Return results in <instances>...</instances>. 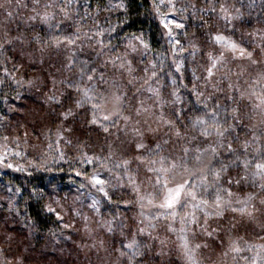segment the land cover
Segmentation results:
<instances>
[{"label":"snow or ice","instance_id":"1","mask_svg":"<svg viewBox=\"0 0 264 264\" xmlns=\"http://www.w3.org/2000/svg\"><path fill=\"white\" fill-rule=\"evenodd\" d=\"M13 3L16 9L21 6L28 7V4L21 5V0H3L0 2V9H3L8 19L13 18L14 15V12L10 10ZM71 3L72 0H44L43 3L41 0H31L32 15L28 17V21H38L47 29V38L37 35L34 39L42 45V49L51 47L59 51L63 48L67 52L64 67L69 71L77 68L78 75L75 81L64 80L61 83L66 84L77 94L78 98L74 100L75 106L86 108L90 117L88 124L105 133L123 122L125 135L131 133L134 150L138 153L134 160L138 166L144 167L151 183L152 190L141 194L140 183L133 176L127 175V182L131 185L141 209V219L131 237L121 240V247L117 251L120 257L126 258L127 264H141L150 246L143 244L138 237L147 236L151 239H158V236H153V232L158 228L159 222L164 221L168 232L178 233L177 238L181 241L180 247L186 264H199L196 259V250L201 248V244L190 245L189 231L194 234V230L199 228L209 238L218 237L222 229L219 225L212 228L208 222L209 218H223L224 213L229 209L234 213L255 219L254 213L257 209L252 201L256 194L249 192L241 197L233 189L240 188L247 183L252 188H258L260 192H264V69L256 72L254 76L249 75L248 79H244L245 71L241 69L234 74L235 80L232 79L231 69H229L213 83L216 72L227 64L226 52L231 54L233 60L246 59L251 65H258L261 61L254 59L253 53L240 43L223 34H216L213 39L223 50L218 55L209 53V64L205 69L206 75L203 80L205 84H211L219 92H223V89L219 87L220 83L227 81L226 86L231 95L226 97L224 105L214 102L210 108L208 100L212 97H204L202 100L203 93L194 85L193 91L197 95V104L203 106L195 109V112L202 114L189 115L181 108L173 110L174 119L167 118L164 105L168 102L160 96L159 87L152 86L157 76L156 65L153 63L151 71L147 67L143 69L145 73V77L142 78L143 84L141 88L135 90L136 93L142 90L148 92L149 99L155 98L153 104H145L143 100H140L131 110H128L126 104L129 101V92L136 79L133 75L136 70L133 68L132 60L128 59V52L115 57L110 56L97 64L105 47L103 36L109 30L115 32V28L110 25L109 29H104L97 23L94 29L83 33L80 28L75 31L65 30V26L57 20V16L62 14L67 18L68 7ZM5 4L8 7H5ZM160 4H164V0H160ZM169 5H171V0H169ZM118 7L124 9L126 5L121 2ZM171 7L174 8V5ZM154 8L159 17L160 26L171 40L173 37L171 26L174 25L179 29L184 25L169 18V13L160 12L159 5L154 4ZM89 32L92 34L89 35ZM14 40L22 42V37H9L7 30H4L3 35L0 36V57H3V60H0V73H2L0 86L5 85L6 82H11L17 87L25 83L33 86L34 81L25 80L23 77L17 78L16 73L19 68L16 65H13L11 70L7 67L10 57L6 56L5 52L12 50L11 45ZM132 41H137L145 51L148 50L149 46L142 35H134L129 41L128 48L134 53L138 51V45ZM86 42L89 45L95 42L100 48L101 51L96 52L95 60L91 56L81 59L78 55L83 51ZM179 43L178 40L175 41V45ZM184 50L183 46L179 47L180 52ZM110 51H115V49H110ZM192 55H195V51ZM109 64L121 75L127 73L131 77L127 81L128 90L123 88L120 81L116 79L109 81L106 78L105 72ZM180 68L181 65L177 64V71ZM193 78L194 80L201 79L195 75V72H193ZM55 83L53 80V84ZM155 83L159 82L155 81ZM103 85H108V87L104 88ZM172 95L175 98L173 103H179L180 98L177 92L173 91ZM17 98H19V93H17ZM68 99L72 97L69 96ZM47 100L58 106L62 104L55 93L49 95ZM132 100H136L135 94L132 95ZM228 101L235 106H230ZM221 112L224 113L223 117ZM62 115L64 120H68L74 116V112L69 107ZM184 120H187V125L184 124ZM246 120L257 122L249 125L245 123ZM153 124L156 126L153 127ZM189 127L195 134L187 131ZM244 131L250 132L251 135L241 140L240 133ZM165 146L169 147L166 149ZM177 146H179L178 150ZM100 159L102 158L85 153L83 162L92 164ZM131 163V160L125 159L115 167L127 174ZM0 164L7 168L13 167L11 163H6V157L3 154H0ZM17 170L23 171L24 169L18 168ZM233 171L235 175H232ZM91 181L92 186L102 193L104 198L111 201L112 197L106 190L108 181L97 172L92 174ZM260 203L264 204V200ZM98 204L99 201L93 200L92 207L97 211H99ZM145 208L155 211L146 214ZM47 210L56 213L58 218L60 217V213L50 205L47 206ZM182 210L183 215L180 214ZM200 213L203 215V222L198 215ZM177 219L181 225L179 229L174 226ZM113 223L114 221L106 222L109 232L114 230ZM120 226L123 228V224ZM121 235H124L123 232ZM242 240L243 237H230L228 251L237 255L243 252H254L251 257L241 255L240 259L246 261V264H264V244L253 245L244 242V247H241ZM160 243L163 245L165 241L161 240ZM203 246L207 247V244ZM224 255H228V252Z\"/></svg>","mask_w":264,"mask_h":264},{"label":"rangeland","instance_id":"2","mask_svg":"<svg viewBox=\"0 0 264 264\" xmlns=\"http://www.w3.org/2000/svg\"><path fill=\"white\" fill-rule=\"evenodd\" d=\"M30 1L31 0H21V5L28 2L27 8L21 6L19 9H16L12 6L10 10L14 12L13 18L17 16L20 22L23 20V17H25V13L29 16L32 15V5ZM191 1L192 0H171V5H174V8L177 3L186 6L191 3ZM240 1L241 0H221L220 6H218L215 9V13H213L211 25L209 28L207 27L204 34L202 33L204 35L203 40L181 39L179 45L173 46V55L177 58V64L181 65L178 72H188L187 75L192 76V78L193 72H195L197 77H201L199 80L192 81L193 85L191 91H193L195 85L196 89L203 94L204 92L208 93L210 97L213 95H225L226 97L231 95L230 90L226 86L227 81H222L220 83L219 87L223 89V92H219L216 91L211 84H205L203 80V77L206 75L205 69L209 64V53L218 55L219 52L223 50L213 39L216 34H223L235 40L237 43H240L248 51L253 53L254 59L261 61V63L258 65H251L246 59L238 58L233 60L231 54L226 52L227 64L216 72L213 83L219 80L229 69H231L233 80H235L234 74L241 71V69L245 71L244 79H248L249 75L254 76L256 72L264 69V25L257 22L251 23V19L248 18L251 17V14L248 15L250 11L247 10L246 13L244 10H241ZM41 2L43 3L44 0H41ZM164 4H167L170 9L169 18L174 19L172 15L174 14V8L169 5V0H164ZM13 5L15 4L13 3ZM5 7H8V5L5 4ZM206 10L209 11L210 8ZM27 22L30 21L27 19ZM177 22L180 23V21ZM31 23L40 25L38 21H31ZM3 26L4 25L0 24V36L3 35L4 30H7L3 28ZM171 27L176 29L174 25ZM130 40L131 37L127 38L121 49L108 51V48L107 50H103V55L100 57L99 63L110 56L115 57L123 55L126 51L128 52V59L132 60L133 68L136 70L133 74L136 79L131 86L129 101L126 104V109L128 110H131L140 100H143L145 104H153L155 98L149 99L150 94L148 92L142 90L140 93H136L135 90L141 88L143 84L142 78L145 77L143 69L147 67L151 71V64L154 63L156 65L155 71L157 72V76L154 78L152 86L159 87L160 96L168 102L164 105L165 116L169 119H174L172 116L173 110L181 108L185 110L187 104V99L182 93V88L176 85L175 78H173L175 74L174 70H166L163 61H161L159 57L153 61L152 58L148 56L149 49L145 51L142 46L138 45L137 41H132V43L138 45V51L134 53L131 52V49L128 48ZM86 45H88V43H86ZM94 46H96V44H93L89 49H85L84 47L83 51L78 54L95 52L96 48H93ZM181 46L185 49L184 52L179 51V47ZM193 46H195V48H193ZM55 51L59 55H67V52L63 48L59 51L55 49ZM193 51H195V55H192ZM49 55L50 54L46 52L41 62L44 67L48 66ZM56 65V62L53 61L49 72L50 79H48L45 74H41L38 78H33L31 76H26L25 78V80L34 81L33 86H29L26 83L23 85L27 92L29 94L35 92L44 105H48L49 101L47 97L53 93H55L59 99L61 98V93L63 91L61 88V80L58 81V79L51 74L55 71L57 77H64V70L66 68L64 69ZM106 72L108 73L105 75L106 77L109 78L110 76L111 80L116 79L120 81L123 88L128 90L129 86L127 85V81L131 79V77H129L127 73L121 75L119 71L113 69L111 64L108 65V70ZM181 75L184 74L182 73ZM53 80H55V84H53ZM155 81L159 83L157 84ZM173 81H175V83H173ZM185 81L184 77H181L180 82L184 84ZM173 91L177 92L180 98L179 103H173L175 99L172 95ZM133 94L136 95V100H132ZM74 115L76 114L74 113ZM246 122V124L251 125L257 121L246 120ZM155 126L156 125L153 124V127ZM187 131L190 134H195L190 127ZM31 132L28 125H24L22 131L19 133L11 130L0 136V154L6 157V163H11L13 165L12 168H7L3 164H0V171L15 174L26 172L33 168L39 170L49 169L52 164L53 153H55L58 159L64 157V160H72L74 164H80L84 169H87L88 172L86 174L82 173L77 176V180L72 184L71 190L61 193L55 191L47 198L46 210L47 206L50 205L60 213V217L58 218L56 213L50 212L53 213L61 224V229L57 235L58 239L56 240L61 242L59 244L62 250H60L59 253L62 254L66 251L74 264H124L125 260L120 257L117 249H119L121 245V240H124L125 237L130 238L131 234L136 231L138 221L141 219V209L137 203L136 195L132 191L131 185L127 182V175L133 176L134 179L140 183L141 194H145L152 190L148 174H146L144 167L142 165L138 166L137 162L134 160V157L138 155V153L134 150L131 133L125 135L123 122H120L118 127L110 128L108 133L104 132L107 137H104V140H102L100 144L97 142V139L96 142L90 139L84 142L85 140L78 135V131L74 130L70 124L65 122L54 127L52 130H48L47 134L42 135L43 137L33 135ZM245 135L243 139L250 137L251 133L246 131ZM68 141H70V143H68ZM81 142L82 144L79 145ZM181 143H183V141H181ZM52 144L55 147V150L52 148L53 151L49 147V145L52 146ZM168 147L169 146H165L166 149ZM178 148L179 146H177V150ZM16 153H20V155H16ZM85 153L89 156L101 157L102 159L92 164H86L83 162ZM69 154H71L72 157H67ZM125 159L132 161L128 166L129 171L127 174H125L122 169L115 167L116 164ZM18 168H23L24 170L18 171ZM110 169L111 171H109ZM94 172L99 173L108 181L106 190L109 196L112 197L111 201L104 198L103 194L92 186L91 176ZM259 196L260 198L256 201V205L260 204V201L263 199V197H261L262 195ZM93 200L99 201L97 206L99 211L92 207ZM263 206L264 204L256 206L257 210L254 213L255 219H250L247 215L234 213L230 209L224 213L223 218L210 217L208 222L211 227L216 228L217 225H219L222 229L218 237L209 238L204 235L199 228L194 230V234L192 231H189L188 238L190 245L194 246L195 244H201V248L196 250V259L199 261V264H246V261L240 259V256L251 257L254 255V252H243L239 255L231 253L228 251L229 238L243 237L241 247H244V242L253 245L264 244V226H261V222L264 220ZM109 207L113 209L112 215L109 216L110 213H108L107 216H105L103 211ZM144 211L146 214H149L155 210L145 208ZM181 213V215H183V210ZM198 215L201 217V222H203L202 213ZM227 220H230L231 225H235V227H230V231L224 224ZM107 221H114L112 225L114 230L112 232L108 231ZM121 224H123V228H121ZM165 224L166 222L164 221L159 222L158 228L153 232V236H158V239H151L147 236L138 238L141 239L143 244L150 246L147 251H156L165 256V259L168 261L172 259V257H175L179 264H186L180 247L181 241L177 238L178 233L168 232ZM65 225L68 226L65 227ZM174 226L179 229L181 225L178 222L177 225L175 224ZM257 226L258 228L253 230V228ZM121 232H123L124 235H121ZM161 240L165 241L163 245L160 243ZM212 240L214 241L212 242ZM221 241H223V243H221ZM204 244H207V247H204ZM8 249L11 248H0V250H2L0 251V264H32L26 262L25 259L27 257L25 258L23 252L14 254ZM70 250L78 251L74 254H69L68 251ZM225 252H228V255H224Z\"/></svg>","mask_w":264,"mask_h":264},{"label":"trees","instance_id":"3","mask_svg":"<svg viewBox=\"0 0 264 264\" xmlns=\"http://www.w3.org/2000/svg\"><path fill=\"white\" fill-rule=\"evenodd\" d=\"M0 2H3V0H0ZM121 2L126 5V8L118 7ZM220 3L221 0H192L186 6L177 3L172 15L184 27L173 29L171 40L160 26L159 17L154 8V4H156L160 6V12H170L168 5L160 4V0H72L71 5L68 7V17L65 18L61 14L57 16V20L65 26V30L75 31L80 28L82 33L94 29L97 23L104 29H109L111 25L115 28V32L109 30L103 36L104 50L109 48L108 51H110V48L121 49L127 38L142 35L149 46L148 56L153 61L159 57L163 61L166 70H174L173 78H175L176 85L182 88V93L187 99L184 111L194 116L202 114L196 113L195 109L203 106L197 104V95L191 91L192 81H194L192 76L187 75L188 72H182L184 75H181L182 73L176 70L177 58L173 55V46L175 41H181V39L203 40L204 31L211 25L213 13L220 6ZM25 4H28V2H25ZM13 6L15 7V5ZM240 6L241 10L245 12L250 11L248 15L251 14V17L248 18L251 19V23L257 22L264 25V0H241ZM209 8V11L206 10ZM25 14L23 20L19 22L17 16L8 19L3 9H0V24L7 29L9 37H22V42L14 40L11 45L12 50L5 52V55L10 57L7 67L10 70L13 65L19 68L16 73L17 78L23 77L25 79L26 76L38 78L41 74H45L50 79L49 72L52 62H56V66L65 69L66 55L57 54L55 49L51 47L42 49V45L34 37L39 35L41 38H47V29L44 25L27 22L29 15ZM91 34L89 32V35ZM93 44L96 43L93 42L91 45L93 46ZM91 45L88 44L84 47L89 49L92 47ZM93 48H96L95 52L78 55L81 59L91 56L95 60L96 52H99L100 48L97 45ZM46 52L50 54V58L48 66L44 67L41 62ZM0 60H3V57H0ZM97 64H99V60H97ZM64 71L65 75L61 78L57 77L55 71L51 75L57 78L58 81H75L77 79V68H73L71 71L65 69ZM106 74L108 73L105 72ZM0 76H2V73H0ZM181 77L186 80L184 84L180 82ZM106 78L111 81L110 76ZM61 85L63 91L60 106L50 101L48 105H44L35 92L29 94L24 86L17 87L11 82H6L5 85L0 86V136L11 130L19 133L24 125H28L33 135L43 137L42 135L47 134L48 130H52L65 122L78 131V135L85 140L84 142L89 139L96 142L97 139V142L101 144L107 135L101 129L88 124L90 117L86 108L75 106L74 100L78 98L75 91L69 89L64 83H61ZM102 87L107 88L108 85ZM17 93H19V98H17ZM69 96L72 99H68ZM208 96L209 94L204 92L201 99L203 100L204 97ZM214 102L224 105L226 96L213 95L212 99L208 100L210 108ZM228 104L235 106L231 101H228ZM69 107L76 115L64 120L62 113ZM223 115L224 113L221 112L222 117ZM187 123V120H184V124L187 125ZM245 123L247 122L245 121ZM245 133L246 131L240 133L241 140H243ZM81 144L82 142L79 145ZM50 148L55 150L53 144ZM53 154L49 169L39 170L33 168L15 174L0 171V248L10 247L12 250H8L14 254L23 252L25 258L27 257L26 262L32 264H74L66 251L62 254L59 253L62 250L59 244L61 242L56 240L61 224L53 213L46 210V201L48 196L55 191L61 193L71 190L72 184L77 180L78 173L86 174L88 171L80 164H74L72 160H64V157L58 159L55 153ZM67 157L70 158L72 155L69 154ZM232 175H235V171L232 172ZM233 191L241 197L249 192L255 193L256 197L252 201L253 204L257 203L256 201L260 198L259 195H262V200H264V192H260L258 188H252L247 183L240 188H234ZM258 205H261V203ZM258 205L255 204V206ZM262 210L264 211V206ZM112 211L113 209L109 207L103 211V214L107 216L110 213L109 216H111ZM180 214L182 213L180 212ZM178 222L177 219L175 224L177 225ZM225 222V226L230 231V220ZM261 226H264V220H262ZM257 228L258 226L254 227L253 230ZM77 251L70 250L68 252L74 254ZM124 260V264H127L126 258ZM141 264L179 263L175 257L168 261L165 256L152 250L147 251V255L143 258Z\"/></svg>","mask_w":264,"mask_h":264}]
</instances>
